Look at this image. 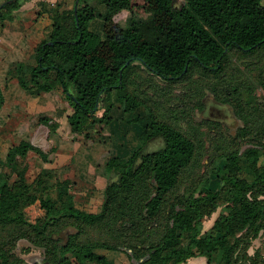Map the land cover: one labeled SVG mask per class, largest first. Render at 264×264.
<instances>
[{
	"label": "trees",
	"instance_id": "trees-1",
	"mask_svg": "<svg viewBox=\"0 0 264 264\" xmlns=\"http://www.w3.org/2000/svg\"><path fill=\"white\" fill-rule=\"evenodd\" d=\"M21 5L22 0L0 4V23L14 20ZM122 11L130 13L124 24L117 19ZM46 12L47 37L30 59L12 62L7 74L32 96L62 91L73 133L129 146L108 153L103 169L110 180L94 212L76 206L70 178L43 169L28 179L20 160L34 151L50 162L48 152L28 139L11 145L2 160L9 171L0 165V227L9 236L0 244V264L24 263L15 250L21 239L43 249L50 264H109L97 249L122 247L129 250L130 264H181L197 255L207 264L263 263L261 250L251 255L248 248L264 231V141L223 154L209 176L182 194L177 187L196 146L151 108L145 106L146 116L139 111L144 103L129 91L127 76L137 62L167 82L185 79L195 68L221 76L229 50L254 54L264 48V0H185L180 7L173 0H74L71 8L58 3ZM4 101L0 82V112ZM39 122L56 134L58 122L44 114ZM158 138L163 146L145 151ZM244 170L251 178L242 176ZM212 177L219 179L215 190ZM222 203L228 211L203 233V220ZM67 225L76 232L64 242L53 239L52 227ZM97 225L116 226L127 243L84 241L85 228ZM157 226L159 239L139 240L141 232L156 233Z\"/></svg>",
	"mask_w": 264,
	"mask_h": 264
},
{
	"label": "rangeland",
	"instance_id": "rangeland-1",
	"mask_svg": "<svg viewBox=\"0 0 264 264\" xmlns=\"http://www.w3.org/2000/svg\"><path fill=\"white\" fill-rule=\"evenodd\" d=\"M5 1L0 0V4ZM173 2L176 7H180L185 0ZM58 3L71 8L74 0H22V5L14 12V20H6L0 26V48L9 49L0 55V77L6 96L0 112V165L2 170L9 171L2 165L8 148L21 139H28L33 145L48 152L50 159V162H44L34 151L28 152L26 158L20 160V165L27 167L28 179L34 180L43 169H52L55 178L71 179L76 206L95 212L101 207L104 189L110 180L103 169L104 161L110 150L128 149L127 141L114 140L113 145L109 146L97 139H85L84 135L73 133L67 122L71 107L62 91L54 90L35 99L22 91L16 80L5 73L9 60L30 59L33 47L47 37L51 19L46 9ZM129 14L128 11L120 12L118 21L124 24ZM6 54L8 57L5 59ZM127 82L129 91L144 103L139 109L141 113L146 116L145 106L151 108L159 120L179 129L196 146L195 156L182 172L177 187V191L182 194L188 193L199 180L209 176L212 168L220 164L219 159L223 154L234 150L242 153L254 142L264 141V48L254 54L229 50L219 77L205 75L200 68H195L187 78L167 82L137 62L128 73ZM42 114L58 122L56 134L51 135L49 127L39 122ZM103 133L107 134L108 130L104 129ZM123 141L125 145H118ZM162 146V139H153L146 145L145 151ZM242 165H246L245 160ZM242 176L251 178L246 170ZM53 182L54 177L51 179ZM218 184L219 179L212 177L211 188L217 189ZM51 192L55 197L54 188H51ZM28 209L33 217L36 211L32 206ZM227 211L225 204H220L203 220L202 232H210L214 222ZM52 228L56 231L53 239L58 237L63 242L68 234L76 232L70 225L61 229ZM156 229V233L152 228L144 230L139 240L146 242L159 239L161 226ZM8 237L0 227V244ZM82 239L124 245L129 238L120 235L116 226L97 225L87 226ZM257 249L264 255V231L252 240L248 252L252 255ZM15 250L24 260L23 264H50L44 260L43 249L26 240H19ZM97 252L104 254L109 264L131 262L129 250L125 247L119 250L97 249ZM71 264L77 263L73 261ZM181 264H207V258L197 255Z\"/></svg>",
	"mask_w": 264,
	"mask_h": 264
},
{
	"label": "crops",
	"instance_id": "crops-1",
	"mask_svg": "<svg viewBox=\"0 0 264 264\" xmlns=\"http://www.w3.org/2000/svg\"><path fill=\"white\" fill-rule=\"evenodd\" d=\"M4 23H5V22H4ZM3 25H4V24H1V23H0V26H1V27H2ZM40 41H41V40H40ZM40 41H39V42H40ZM39 42H38V43H39ZM36 45H37V44H36ZM36 45H35V46H36ZM35 46H34V47H35ZM34 47H33V49H34ZM33 49H32V50H33ZM6 51H9V49H2V48H0V55H3V53L6 52ZM4 57H5V59H6V58L8 57L7 54H6ZM17 60H22V59H21V58H20V59H16L15 61H17ZM13 61H14V60H13ZM11 62H12V60H9L8 63H7V65H6V69H5V73H6V74H7V71H8V68H9ZM7 75H8V74H7ZM0 82H1V77H0ZM16 82H17V81H16ZM17 84H18V83H17ZM18 86H19V85H18ZM1 88H2V91H3V94H4V98H6V96H5V92H4V89H3V86H2V82H1ZM19 88H20V87H19ZM20 89H21V88H20ZM22 91H23V90H22ZM57 91H58V90H57ZM24 92H25V91H24ZM51 92H53V91H51ZM51 92H47V93H51ZM25 93H26V92H25ZM43 94H45V93H42V94H40V95H43ZM28 95H29V94H28ZM40 95H37V96L29 95V96H31V97H33V98L36 99V98H39ZM5 101H6V99H5ZM5 101H4V103H5ZM69 114H70V113H69Z\"/></svg>",
	"mask_w": 264,
	"mask_h": 264
},
{
	"label": "flooded vegetation",
	"instance_id": "flooded-vegetation-1",
	"mask_svg": "<svg viewBox=\"0 0 264 264\" xmlns=\"http://www.w3.org/2000/svg\"><path fill=\"white\" fill-rule=\"evenodd\" d=\"M18 254V253H17ZM19 255V254H18ZM21 257V256H20ZM22 258V257H21Z\"/></svg>",
	"mask_w": 264,
	"mask_h": 264
}]
</instances>
